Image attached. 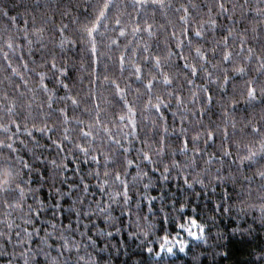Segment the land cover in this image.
<instances>
[{
  "label": "trees",
  "instance_id": "16d2710c",
  "mask_svg": "<svg viewBox=\"0 0 264 264\" xmlns=\"http://www.w3.org/2000/svg\"><path fill=\"white\" fill-rule=\"evenodd\" d=\"M0 124V167L45 202L57 157L68 183L128 169L143 228L96 264H264V0H0Z\"/></svg>",
  "mask_w": 264,
  "mask_h": 264
},
{
  "label": "clouds",
  "instance_id": "9594fccd",
  "mask_svg": "<svg viewBox=\"0 0 264 264\" xmlns=\"http://www.w3.org/2000/svg\"><path fill=\"white\" fill-rule=\"evenodd\" d=\"M0 129L8 131L5 124H0ZM9 142L10 137L0 139V145ZM88 148L92 153L97 151L90 143ZM91 159L95 160L94 155ZM50 164L55 204L51 199L45 202L40 187L32 186L19 168L13 171L0 167V252L3 241L15 232L11 240L15 249L10 253L12 264H96L89 251V245L95 246L96 237L108 235L110 229L118 231L125 217L130 228L142 230L139 206L131 204L126 187L127 168H109L105 154L102 168L97 165L78 172L73 177L77 182L68 183L63 158L57 157ZM137 175L146 176L142 171ZM64 184L66 189L61 187ZM9 192L15 194L11 200L6 197ZM49 208L54 209L55 219H41L39 214ZM61 209L69 217L67 223L60 219ZM37 219H41L40 224L35 223Z\"/></svg>",
  "mask_w": 264,
  "mask_h": 264
}]
</instances>
